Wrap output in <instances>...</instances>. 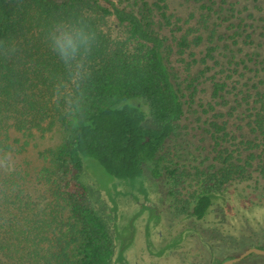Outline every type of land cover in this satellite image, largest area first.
Instances as JSON below:
<instances>
[{"label": "trees", "instance_id": "obj_1", "mask_svg": "<svg viewBox=\"0 0 264 264\" xmlns=\"http://www.w3.org/2000/svg\"><path fill=\"white\" fill-rule=\"evenodd\" d=\"M105 1L0 0V152L12 149L13 133L64 134L50 152L56 180L49 196H34L22 172L0 170V264H113L118 230L104 198L111 182L134 183L146 171L155 180L176 177L161 152L185 109L165 39L135 11ZM155 8L170 24L167 0ZM109 17L126 25L128 39L104 30ZM57 40L71 41L73 70L77 62L90 65L91 77L85 73L79 88L69 86L68 69L52 51ZM179 45L189 47L185 38ZM226 86L215 82L214 94L222 96ZM257 96L254 139L236 142L226 125L212 123L224 132L213 137L220 167L196 193L190 217L202 221L215 206L232 209L240 183L264 197V86ZM246 102L237 99L239 106ZM129 247L119 252L122 264Z\"/></svg>", "mask_w": 264, "mask_h": 264}, {"label": "rangeland", "instance_id": "obj_2", "mask_svg": "<svg viewBox=\"0 0 264 264\" xmlns=\"http://www.w3.org/2000/svg\"><path fill=\"white\" fill-rule=\"evenodd\" d=\"M112 1L135 11L165 39L168 66L181 87L185 109L161 152L176 177L155 180L146 171L134 183L111 182L104 193L118 230L113 264H122L117 257L127 244L126 264H220L247 249L264 247V197L244 183L231 201L232 209L215 206L202 221L187 214L207 186L209 173L220 167L213 137L224 132H216L212 123L226 125L236 142L257 136L253 106L264 86V0H167L170 24L155 8L157 0ZM144 1L151 12L143 8ZM104 30L114 39L129 37L126 25L114 17L106 20ZM184 38L189 47L183 49L179 42ZM215 82L227 84L220 97L214 94ZM254 85L258 88L251 90ZM242 96L248 102L239 106ZM148 119L150 125V114ZM63 137L59 129L32 136L13 133L12 149L0 152V170L22 172L34 196H49L50 181L56 180L50 152ZM242 187L251 193L247 198ZM236 264H264V256L253 254Z\"/></svg>", "mask_w": 264, "mask_h": 264}, {"label": "clouds", "instance_id": "obj_3", "mask_svg": "<svg viewBox=\"0 0 264 264\" xmlns=\"http://www.w3.org/2000/svg\"><path fill=\"white\" fill-rule=\"evenodd\" d=\"M71 45V41H68L67 44L57 40L56 45L52 47V51L57 52L59 54V58L63 62L66 69H68V77L67 82L70 87L75 86L79 88V81L83 78V75L86 73L89 77H91L90 65L85 68L83 62H77L75 70L71 68V64L68 57V47ZM75 51V48H73ZM91 51V49H89Z\"/></svg>", "mask_w": 264, "mask_h": 264}, {"label": "water", "instance_id": "obj_4", "mask_svg": "<svg viewBox=\"0 0 264 264\" xmlns=\"http://www.w3.org/2000/svg\"><path fill=\"white\" fill-rule=\"evenodd\" d=\"M252 254L264 255V249L257 248V247L250 248V249L246 250L244 253H242L241 255H239L238 257L227 260L221 264H234V263H237V262L244 260L245 258H247L248 256H250Z\"/></svg>", "mask_w": 264, "mask_h": 264}, {"label": "flooded vegetation", "instance_id": "obj_5", "mask_svg": "<svg viewBox=\"0 0 264 264\" xmlns=\"http://www.w3.org/2000/svg\"><path fill=\"white\" fill-rule=\"evenodd\" d=\"M257 248H260V247H257ZM261 249H263V248H261ZM248 250V249H247ZM253 255V254H252ZM256 255V254H255ZM251 256V255H250ZM264 256V255H263ZM249 257V256H248ZM235 258V257H234ZM233 259V258H232ZM227 261V260H226ZM223 262H225V261H223ZM223 262H221V263H223ZM241 262V261H240ZM220 263V264H221ZM238 263V262H237ZM234 264H236V263H234Z\"/></svg>", "mask_w": 264, "mask_h": 264}]
</instances>
